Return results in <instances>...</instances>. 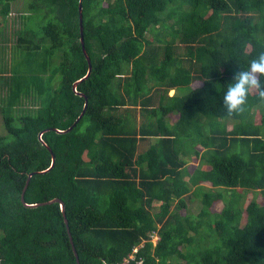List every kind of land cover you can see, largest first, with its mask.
<instances>
[{
    "label": "trees",
    "instance_id": "16d2710c",
    "mask_svg": "<svg viewBox=\"0 0 264 264\" xmlns=\"http://www.w3.org/2000/svg\"><path fill=\"white\" fill-rule=\"evenodd\" d=\"M23 1L8 59L0 44V73L25 56L0 78V264H77L53 199L81 264L140 245L144 264H264V99L252 90L231 115L221 104L264 52V0H83L92 72L76 90L89 70L80 0ZM14 2L0 0V41ZM27 183L25 202L45 204L24 205Z\"/></svg>",
    "mask_w": 264,
    "mask_h": 264
},
{
    "label": "clouds",
    "instance_id": "9594fccd",
    "mask_svg": "<svg viewBox=\"0 0 264 264\" xmlns=\"http://www.w3.org/2000/svg\"><path fill=\"white\" fill-rule=\"evenodd\" d=\"M252 90H259L264 99V52L251 59L247 67H239L232 82L226 84L221 97L222 107L229 115L242 112Z\"/></svg>",
    "mask_w": 264,
    "mask_h": 264
},
{
    "label": "rangeland",
    "instance_id": "374dc122",
    "mask_svg": "<svg viewBox=\"0 0 264 264\" xmlns=\"http://www.w3.org/2000/svg\"><path fill=\"white\" fill-rule=\"evenodd\" d=\"M27 1H29V0H27ZM17 2H14L12 5L16 4ZM23 2L24 1L22 0V2H19L17 5H14L15 7L13 6L14 10L12 11V13L9 16L7 27L2 32V38H1L0 44H2L3 47H5L6 45L7 46H13V45L16 44V41H17L16 38L13 39L11 37V35L14 32L15 26L17 27L18 25H15V24L12 25V23H13V19L16 20L17 16H18V14H17V12L15 10L16 9H22L24 7V3ZM1 21H2V18L0 16V29L2 27V22ZM38 23H39V21H38ZM34 25H36V26H34L35 28L38 26L36 23H34ZM4 36H5V39L6 38L8 39L10 37L9 40L6 39L5 42H4L3 41ZM6 41H8V42H6ZM25 53L26 54H24V55H27V56L30 55V53L28 51H25ZM38 53L40 54V52H38ZM10 55H11V49H10V52H9L7 47H5L2 58H4V59L7 58L8 59V57ZM20 55H19V57H17L16 59L13 60L11 66H10V62L9 63L6 62L4 64V68L2 69V71L4 70V72L0 73V78H2L3 75H5L6 77L11 76L10 72L7 71V66L10 67L11 73H12L17 66L23 65V63H25V61H24L25 60V56H22V55L20 56ZM2 67H3V64H2ZM0 68H1V66H0ZM0 85H3V80L0 81ZM1 88H0V93H2V96H3V95L6 94V91H4L5 89L2 90ZM3 88H4V86H3ZM173 93L174 92H171V94H173ZM3 97H5V96H3ZM1 99H3V98H1ZM173 119H177V117H174ZM5 134H6V130H5L2 114L0 112V135H5ZM194 158H195L194 155H192L191 157L188 158V165L184 169V174H185L184 177H185V179H189L190 172L195 167L199 166V164H200V158H198V159H194ZM207 186H209V185H207ZM246 195H247L246 198H245L246 201H247L246 203H248L250 200H252L254 198H256L257 200L263 201L262 194H260V193L248 192V194H246ZM187 204H188V207H187L188 213L193 214V215H197L200 212L202 205H201V201L199 199H197V198H192V200H191V198L187 199ZM155 205L158 206L159 204L156 203ZM222 208H223V204H220L219 207L217 208V211L218 212L221 211ZM154 241H157V238L154 239Z\"/></svg>",
    "mask_w": 264,
    "mask_h": 264
},
{
    "label": "water",
    "instance_id": "95a60500",
    "mask_svg": "<svg viewBox=\"0 0 264 264\" xmlns=\"http://www.w3.org/2000/svg\"><path fill=\"white\" fill-rule=\"evenodd\" d=\"M79 11H80V26H81V42H82V46H83V50H84V54H85V56H86V58H87V60H88V62H89V70H88V74H87L83 79H80L79 81H77V82L74 84V89H75V90H76V87L78 86V84H80L81 82H83L84 80H86V79L90 76V74H91V72H92V63H91V60H90V56H89L88 52L86 51L85 43H84V30H83V0H80V2H79ZM85 98H86L85 107H84V110H83L81 116L79 117V119L85 114V111H86V109H87V107H88V99H87V97H85ZM79 119H78V120H79ZM78 120H77V121H78ZM75 125H76V123H74V125L71 126V127H70L68 130H66V131L57 130V132H59V133H62V132H63V133H64V132H70V131L74 128ZM44 132H45V131H43V132L40 134V137H42V134H43ZM49 149H50V148H49ZM50 151H51V149H50ZM55 164H56V156L53 154L52 165H51L50 169H48L46 172L50 171V170L55 166ZM27 187H28V183H27V185H26V187H25V189H24V191H23V194H22V202L24 203V205H25L26 207L36 208V207H39L40 205L45 204V203H40V204H28L27 202H25V192H26V190H27ZM55 202H59V203L61 204V208H62L63 215H64V218H65V223H66V225H67V229H68L69 237H70V240H71V243H72L73 250H74V252H75L76 258H77V264H81V263H80L79 255H78V253H77V251H76V248H75V246H74V243H73V237H72V234H71L70 229H69L70 227H69V221H68V219H67V215H66L65 204H64L61 200H59V199H53V200L47 202L46 204H53V203H55Z\"/></svg>",
    "mask_w": 264,
    "mask_h": 264
},
{
    "label": "built area",
    "instance_id": "2783aa9c",
    "mask_svg": "<svg viewBox=\"0 0 264 264\" xmlns=\"http://www.w3.org/2000/svg\"><path fill=\"white\" fill-rule=\"evenodd\" d=\"M153 239H156V235L152 236ZM156 242V241H155ZM142 245L137 246L133 249L132 253L125 257L122 262L118 264H144L142 259L137 258V253Z\"/></svg>",
    "mask_w": 264,
    "mask_h": 264
},
{
    "label": "crops",
    "instance_id": "0c3cea01",
    "mask_svg": "<svg viewBox=\"0 0 264 264\" xmlns=\"http://www.w3.org/2000/svg\"><path fill=\"white\" fill-rule=\"evenodd\" d=\"M171 92H174V93L171 94ZM174 94H175V90H171V91H170V95L172 96V95H174ZM174 117H177V116L174 115V116L172 117V119H173ZM173 120H176V119H173ZM196 151H204V150L198 147V148H196ZM189 154H190V156H187V158H185V159H187V165H188V158L191 157L192 155H194V157H195L194 159H198V157L195 155V150L190 151ZM187 165H186V167H187ZM199 166H200V164H199ZM199 166L195 167V168L190 172V175H191V174H192V173H193V172H194ZM207 185H208V184L206 183V186H207Z\"/></svg>",
    "mask_w": 264,
    "mask_h": 264
}]
</instances>
